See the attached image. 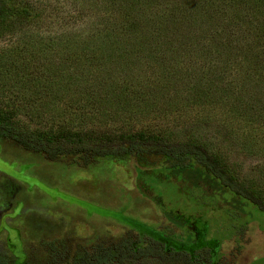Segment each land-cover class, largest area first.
I'll return each mask as SVG.
<instances>
[{"label": "trees", "instance_id": "16d2710c", "mask_svg": "<svg viewBox=\"0 0 264 264\" xmlns=\"http://www.w3.org/2000/svg\"><path fill=\"white\" fill-rule=\"evenodd\" d=\"M2 39L0 136L81 167L161 145L260 207L200 137L172 143L119 123L175 114L186 100L264 128V0H0ZM82 264L206 263L124 239Z\"/></svg>", "mask_w": 264, "mask_h": 264}, {"label": "rangeland", "instance_id": "374dc122", "mask_svg": "<svg viewBox=\"0 0 264 264\" xmlns=\"http://www.w3.org/2000/svg\"><path fill=\"white\" fill-rule=\"evenodd\" d=\"M7 43L0 40V48ZM186 104L172 115L119 124L147 127L172 143L200 137L234 182L255 192L259 208L161 145L81 167L72 156L50 161L0 136V257L82 264L94 248L131 239L206 264H264V128Z\"/></svg>", "mask_w": 264, "mask_h": 264}, {"label": "flooded vegetation", "instance_id": "af4514ba", "mask_svg": "<svg viewBox=\"0 0 264 264\" xmlns=\"http://www.w3.org/2000/svg\"><path fill=\"white\" fill-rule=\"evenodd\" d=\"M169 252H171V251H169ZM176 252V251H175ZM184 253V252H183ZM191 257V256H190ZM196 260H199L198 258H196Z\"/></svg>", "mask_w": 264, "mask_h": 264}]
</instances>
